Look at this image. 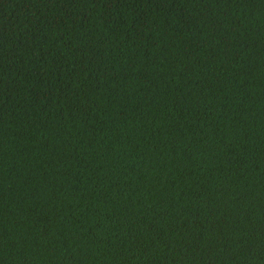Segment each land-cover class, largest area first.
<instances>
[{
	"label": "trees",
	"instance_id": "obj_1",
	"mask_svg": "<svg viewBox=\"0 0 264 264\" xmlns=\"http://www.w3.org/2000/svg\"><path fill=\"white\" fill-rule=\"evenodd\" d=\"M0 264H264V0H0Z\"/></svg>",
	"mask_w": 264,
	"mask_h": 264
}]
</instances>
